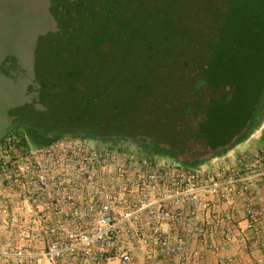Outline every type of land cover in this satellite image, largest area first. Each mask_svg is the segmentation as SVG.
<instances>
[{"label":"water","instance_id":"water-1","mask_svg":"<svg viewBox=\"0 0 264 264\" xmlns=\"http://www.w3.org/2000/svg\"><path fill=\"white\" fill-rule=\"evenodd\" d=\"M0 19V142L25 127L210 159L264 88V0H0Z\"/></svg>","mask_w":264,"mask_h":264},{"label":"built area","instance_id":"built-area-1","mask_svg":"<svg viewBox=\"0 0 264 264\" xmlns=\"http://www.w3.org/2000/svg\"><path fill=\"white\" fill-rule=\"evenodd\" d=\"M11 142H0V264H236L242 245L264 261L263 149L189 165L129 139Z\"/></svg>","mask_w":264,"mask_h":264},{"label":"trees","instance_id":"trees-1","mask_svg":"<svg viewBox=\"0 0 264 264\" xmlns=\"http://www.w3.org/2000/svg\"><path fill=\"white\" fill-rule=\"evenodd\" d=\"M264 122V88L262 90V93L260 94L258 98L257 105L254 109V112L252 114V117L246 127V129L243 131V133L237 138V140L232 144V149L235 145H238L240 143L246 142L263 124ZM8 138L12 139V144L14 146H28L29 144L32 145H42L48 142H51L54 140L55 137H48L41 135L38 131L34 129H29L25 127H17L14 130H12L2 141L1 143H4ZM120 140V139H117ZM137 143H140V139L133 140ZM226 150H222L214 154L211 158H214L218 156L219 154L225 152ZM151 153L153 154H160V155H168L171 156L177 160L178 156L177 154L170 149L161 147L160 145L154 144L152 147ZM210 158V159H211ZM209 159H203V160H187L183 161L185 164L189 165H195V164H201Z\"/></svg>","mask_w":264,"mask_h":264},{"label":"crops","instance_id":"crops-1","mask_svg":"<svg viewBox=\"0 0 264 264\" xmlns=\"http://www.w3.org/2000/svg\"><path fill=\"white\" fill-rule=\"evenodd\" d=\"M252 140L255 142L249 145L250 151L257 152L258 150H264V122L262 126L246 141V143H250ZM232 155L233 154L231 152H228L227 154H219L216 157H218L219 160L223 162L225 160L230 161V157L232 158ZM211 160L212 158L207 162H210ZM255 201L261 204L264 202V187L261 189L259 197L257 195ZM43 248L44 243L39 242L37 245H35L36 251H42ZM230 253L235 255L237 264H258V262L261 261V258L263 257L261 251L251 245H242ZM219 262L220 261H206V264H218ZM112 264H119V261H114ZM135 264H146V262L140 259L139 261H136Z\"/></svg>","mask_w":264,"mask_h":264},{"label":"rangeland","instance_id":"rangeland-1","mask_svg":"<svg viewBox=\"0 0 264 264\" xmlns=\"http://www.w3.org/2000/svg\"><path fill=\"white\" fill-rule=\"evenodd\" d=\"M149 34V33H147ZM147 38H151L150 36H146ZM80 136H89V137H92L90 135H80ZM93 138V137H92ZM255 142L254 140L250 141V143H246V142H243V143H240L238 145H235L233 147V149L231 151H228V152H231L233 155L234 158H238L239 157V154L242 153V152H245L247 150H249V145L251 143ZM227 152V151H226ZM227 152V153H228ZM225 153V154H227ZM224 156V155H223ZM210 160V159H209ZM223 161V160H222ZM237 264V263H236ZM258 264H264V261H259Z\"/></svg>","mask_w":264,"mask_h":264},{"label":"flooded vegetation","instance_id":"flooded-vegetation-1","mask_svg":"<svg viewBox=\"0 0 264 264\" xmlns=\"http://www.w3.org/2000/svg\"><path fill=\"white\" fill-rule=\"evenodd\" d=\"M146 4H147V2H146ZM6 19V18H5ZM2 21H4V20H2V19H0V22H2ZM18 25L20 26V24L18 23ZM7 26H8V23L6 24V29L4 30V29H2V30H0V33H10V31L14 28H12L9 32H7ZM34 27V26H33ZM32 29H34V28H32ZM31 29V30H32ZM26 30H29V28L27 27L26 28ZM62 32H64V31H62V28H61V30L60 31H58V34H62ZM82 32V31H81ZM140 146H142L143 147V145H142V143L140 142V143H138ZM225 153H227L226 151L225 152H223V153H221V154H225Z\"/></svg>","mask_w":264,"mask_h":264}]
</instances>
